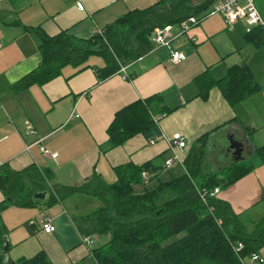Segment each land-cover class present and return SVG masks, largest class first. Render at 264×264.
<instances>
[{
	"label": "crops",
	"instance_id": "obj_1",
	"mask_svg": "<svg viewBox=\"0 0 264 264\" xmlns=\"http://www.w3.org/2000/svg\"><path fill=\"white\" fill-rule=\"evenodd\" d=\"M158 1L86 0L79 6V0H0V166L8 164L23 171L35 165L42 173L52 174L51 184L66 186L80 185L95 174L113 184L117 181L115 168L128 162L142 165L154 161L163 167L172 155L164 140L151 146L137 136L122 147L108 149L107 129L115 113L155 94H163L167 105L178 107L159 122L163 135L171 137L179 132L191 146L202 135L211 133L207 143L211 169L216 163L227 162V166L248 160L256 147H264V45L256 46L247 40L248 32L242 22L229 29L220 14L204 18L185 33L179 25L174 26L169 47H158L127 67L131 79L119 72L98 83L96 68H104L105 61L92 57L90 67L78 73L67 67L60 77L44 86H34L19 94L12 91L11 86L35 70L41 61L38 38L14 23L41 26L50 36L68 30L77 38L88 39L129 11L148 8ZM203 1L192 3L198 6ZM257 6L264 17V0H257ZM174 53H183L187 58L172 63ZM233 66H247L252 71L260 85L255 95L235 107L218 87L207 100L197 97V76L208 71L219 80ZM27 120L37 132L33 137L24 135ZM38 139L49 151L48 156L42 154L39 146L26 150L27 144ZM224 139L226 146L222 144ZM231 141L244 146L239 160H231ZM216 153L221 155L216 157ZM185 155L181 154L182 159ZM158 158L164 162L159 163ZM165 171L162 177L173 176L171 171ZM39 193L46 197L34 208L10 206L1 214L9 229L10 264L11 260L18 264L40 252L52 264H98L92 250L99 245L89 248L83 244L84 236L74 219L98 210L102 202L90 194L79 193L48 208V194ZM263 197L264 165H257L252 173L220 193V198L230 203L249 226L264 217L260 211ZM4 199L0 190V202ZM251 210L257 211V219L244 217ZM46 216L56 226L52 234L43 231ZM259 254L264 258V248ZM4 256V245L0 243V261Z\"/></svg>",
	"mask_w": 264,
	"mask_h": 264
},
{
	"label": "trees",
	"instance_id": "obj_2",
	"mask_svg": "<svg viewBox=\"0 0 264 264\" xmlns=\"http://www.w3.org/2000/svg\"><path fill=\"white\" fill-rule=\"evenodd\" d=\"M192 2L159 0L148 8L129 11L88 39L77 38L68 30L50 36L41 26L16 22L14 25L38 38L41 61L11 89L19 94L34 86H44L60 77L67 67L75 68L78 73L90 67L92 57L105 61L104 68H96L98 83L103 82L160 47L154 42L156 30L180 25L192 17L199 24L216 3L204 0L193 6ZM247 40L256 46L264 45V27L254 28L247 34ZM194 82L197 97L207 100L218 87L232 107L260 90L247 66H233L219 80L207 71ZM177 109L167 105L163 94L121 108L107 129L108 149L122 147L137 136L148 142L159 138L162 135L159 122ZM210 135L206 133L188 145L180 172L175 174L170 170L173 176L168 178H161L166 168L154 161L142 165L128 162L115 168L117 181L113 184L95 174L80 185L66 186L51 184L52 174L42 173L35 165L23 171L1 165L0 190L5 199L0 202V243L5 247L4 238L9 229L1 214L8 207L34 208L39 202L34 196L39 192L48 194L45 202L48 208L86 193L98 198L102 206L74 221L84 237L109 236L108 241L92 250L98 264H242L233 247L243 244L245 257L259 253L264 248V217L252 226L244 224L241 215L220 198V193L252 173L257 165H264V147H256L248 159H257L258 163L242 160L213 171L206 163ZM145 172L153 181L157 179L154 187H145ZM136 186H143L144 192L136 194ZM215 188H220L217 196L202 198L200 192ZM0 264L10 262L4 256ZM18 264L52 263L40 252Z\"/></svg>",
	"mask_w": 264,
	"mask_h": 264
},
{
	"label": "built area",
	"instance_id": "obj_3",
	"mask_svg": "<svg viewBox=\"0 0 264 264\" xmlns=\"http://www.w3.org/2000/svg\"><path fill=\"white\" fill-rule=\"evenodd\" d=\"M86 0H79V6H82L83 2ZM213 14H220L223 16L224 21L229 29H232L236 24L242 22L246 25V30L250 33L256 27H264V17L260 13L257 0H219L211 8L208 16ZM198 25L197 18L192 17L189 21L180 24L181 31L183 33L190 31L193 27ZM174 26H167L163 29L156 30L154 37V42L160 47H169L172 42V30ZM101 29L94 32L98 33ZM186 55L183 53H174L171 56L172 63H180L186 60ZM127 67H122L121 71L125 74L127 78ZM36 130L33 123L29 120L25 122V132L24 135L27 137H33L36 135ZM164 140L167 143V149L171 151L172 155L165 161V168L170 169L175 163H179L182 166L183 159L181 154L186 151L188 147V141L183 136V134L176 132L171 137L161 135L157 139L150 140L149 145H155L158 141ZM42 140L38 139L32 144L26 145V150L29 151L33 146H39L42 154L48 156L49 151L42 145ZM52 157H57V154H52ZM146 177H150L147 172L143 174ZM201 196L204 199L207 195L208 197L217 196L220 193V188H215L214 191H203ZM43 231L47 234H52L56 231V226L53 223V219L46 216L42 223ZM96 236L83 237V244L89 248H92L95 244ZM235 254L238 256L239 261L242 264H254V263H264V258L259 253H252L250 256L245 257L242 255L244 250V245L239 244L233 247Z\"/></svg>",
	"mask_w": 264,
	"mask_h": 264
},
{
	"label": "rangeland",
	"instance_id": "obj_4",
	"mask_svg": "<svg viewBox=\"0 0 264 264\" xmlns=\"http://www.w3.org/2000/svg\"><path fill=\"white\" fill-rule=\"evenodd\" d=\"M222 144H223V146H226L227 145V141L224 139L223 141H222ZM221 154L220 153H216V157H219ZM231 160H233V159H231ZM157 161H159V163H162V162H164V160L162 159V158H158L157 159ZM212 161V160H211ZM253 162H255V163H258L257 162V159L256 160H252V159H250V160H248L247 161V163H250V164H252ZM210 164V162H207V164ZM222 163V162H221ZM227 164V162H225V164H217L216 163V167L214 168V167H212V169L214 168L215 170H213V171H216V170H219V168H221V167H223V166H225ZM209 167H211V166H209ZM180 165H179V163H175L174 165H173V167L172 168H170V169H167V171H173L175 174H178L179 172H180ZM143 178H144V180H145V187L146 188H148V187H154V185H156V183H157V179H154V181L152 180V178H150V177H146V176H144L143 175ZM161 178H162V176H161ZM138 187H136L135 188V193L137 194V193H141V192H144V189H143V187H140V188H138ZM264 204V203H263ZM260 211L261 212H263L264 213V205L260 208ZM257 211H249L248 212V215L249 216H247L246 214L244 215V217L247 219L248 217H250V218H258L259 216H255V213H256ZM260 219V218H259ZM96 236V235H95ZM109 240V236H103V237H98V236H96V240H95V244L94 245H96V246H100V245H102L103 243H105L106 241H108Z\"/></svg>",
	"mask_w": 264,
	"mask_h": 264
},
{
	"label": "water",
	"instance_id": "obj_5",
	"mask_svg": "<svg viewBox=\"0 0 264 264\" xmlns=\"http://www.w3.org/2000/svg\"><path fill=\"white\" fill-rule=\"evenodd\" d=\"M232 150L233 154L238 153L240 154L239 157L237 158V160H239V158H241V153L244 150V146L240 143V142H236V141H231L230 147H229V151ZM46 194L45 193H37L35 194L34 198L37 200H43L45 199ZM4 242H5V247H4V254L6 257V262H9V249H10V240L8 236H5L4 238ZM12 264H15L12 260H11Z\"/></svg>",
	"mask_w": 264,
	"mask_h": 264
},
{
	"label": "flooded vegetation",
	"instance_id": "obj_6",
	"mask_svg": "<svg viewBox=\"0 0 264 264\" xmlns=\"http://www.w3.org/2000/svg\"><path fill=\"white\" fill-rule=\"evenodd\" d=\"M242 154H244V151L242 152ZM239 155H240V154H238V153L232 154V155H231V157H232L231 159H233V160H237V158L239 157Z\"/></svg>",
	"mask_w": 264,
	"mask_h": 264
}]
</instances>
